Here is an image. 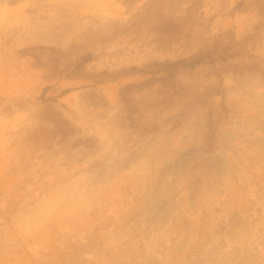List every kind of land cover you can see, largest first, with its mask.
<instances>
[{"label":"rangeland","instance_id":"obj_1","mask_svg":"<svg viewBox=\"0 0 264 264\" xmlns=\"http://www.w3.org/2000/svg\"><path fill=\"white\" fill-rule=\"evenodd\" d=\"M0 264H264V0H0Z\"/></svg>","mask_w":264,"mask_h":264},{"label":"trees","instance_id":"obj_2","mask_svg":"<svg viewBox=\"0 0 264 264\" xmlns=\"http://www.w3.org/2000/svg\"><path fill=\"white\" fill-rule=\"evenodd\" d=\"M89 56H87L85 59H88ZM202 58H198L196 60H191V61H186V60H176L172 63H170V66L172 67H187V68H191L193 66H195L198 63L202 62ZM224 60V59H223Z\"/></svg>","mask_w":264,"mask_h":264}]
</instances>
